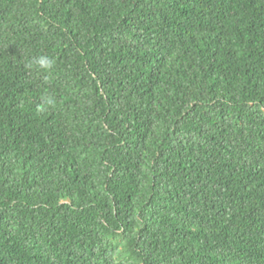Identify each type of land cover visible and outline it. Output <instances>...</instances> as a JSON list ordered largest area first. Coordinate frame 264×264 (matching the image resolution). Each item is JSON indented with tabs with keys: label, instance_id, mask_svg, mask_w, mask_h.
<instances>
[{
	"label": "trees",
	"instance_id": "16d2710c",
	"mask_svg": "<svg viewBox=\"0 0 264 264\" xmlns=\"http://www.w3.org/2000/svg\"><path fill=\"white\" fill-rule=\"evenodd\" d=\"M0 264H264V0H0Z\"/></svg>",
	"mask_w": 264,
	"mask_h": 264
},
{
	"label": "clouds",
	"instance_id": "9594fccd",
	"mask_svg": "<svg viewBox=\"0 0 264 264\" xmlns=\"http://www.w3.org/2000/svg\"><path fill=\"white\" fill-rule=\"evenodd\" d=\"M55 60L52 58H49L48 56L41 55L39 57H36L33 59L31 63H29L28 67H32L33 64L37 66L39 69L44 70L46 73H50L54 66H55ZM48 76H45V80L47 81ZM56 100L54 97L46 95L42 97V104L39 105V109L43 110L45 107H52L55 106Z\"/></svg>",
	"mask_w": 264,
	"mask_h": 264
}]
</instances>
